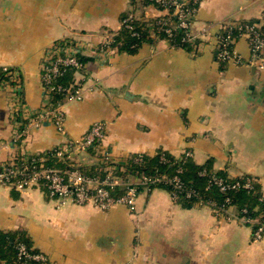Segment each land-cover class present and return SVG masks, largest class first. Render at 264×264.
Here are the masks:
<instances>
[{
    "label": "crops",
    "instance_id": "0c3cea01",
    "mask_svg": "<svg viewBox=\"0 0 264 264\" xmlns=\"http://www.w3.org/2000/svg\"><path fill=\"white\" fill-rule=\"evenodd\" d=\"M129 10L130 0H0V68L15 69L23 80L0 87V161L60 148L102 122L98 154L76 155V164L160 149L180 157L190 149L199 165L212 159L217 171L255 177L264 195V68L248 63L246 37L235 46L243 64L215 58L222 25L261 18L264 0H202L191 51L159 40L136 54L98 53ZM141 13L164 14L153 6ZM64 39L92 58L84 98L64 104L65 133L43 122L15 145L30 111L47 104L41 64ZM3 230L27 232L46 264H264V241L253 239L251 226L219 219L208 206L183 209L163 189L141 193L135 211L122 205L101 211L93 204L60 206L39 189L3 187Z\"/></svg>",
    "mask_w": 264,
    "mask_h": 264
},
{
    "label": "trees",
    "instance_id": "16d2710c",
    "mask_svg": "<svg viewBox=\"0 0 264 264\" xmlns=\"http://www.w3.org/2000/svg\"><path fill=\"white\" fill-rule=\"evenodd\" d=\"M184 10L189 8L199 9L194 5L193 0H177ZM150 6L155 7L163 15L156 18H149L145 14L137 15ZM143 12V11H142ZM195 16L188 18L187 22L192 23ZM179 16L175 14V6H162L157 0H130V10L121 17V28L117 32L109 31L108 39L111 43L107 46L110 50L117 49L120 52L136 54L140 48L148 43L155 45L159 40L168 41L174 48H183L191 51L197 42L191 34L190 28H182ZM264 33V13L261 18L253 20H239L224 23L218 34V47L216 60L221 50L220 41L231 38L235 43L229 44L228 49L233 50L238 40L243 35L249 34L251 29ZM107 39V40H108ZM249 42V41H248ZM61 46L75 44L72 39L58 41ZM250 43V42H249ZM77 58L84 64L92 60L83 54ZM227 64L228 61H218ZM64 72L53 80L55 86L71 88L72 91L78 88L77 81L80 76L85 80L89 79L87 69H76L74 67H62ZM84 80V82H85ZM5 83L14 86H22L23 80L20 74L12 68H0V87ZM67 92L55 91L49 94L50 104L57 106L65 102ZM92 150L90 149L88 153ZM186 150L180 157L160 149L154 155L135 154L127 157L119 163L108 160L97 165H79L69 159H59L53 151L42 153L46 159L45 164L59 169L76 168L81 172L104 178L113 169V174L123 181L136 182L143 177L151 179L147 185H139V193L152 192L155 189H163L171 194L176 204L183 209L208 206L214 213L221 214L219 219H230L233 214L239 218L256 220V223H245L252 227L253 232L264 223V195L258 180L251 175L232 177L227 171L214 169L213 160L210 159L203 165L197 164L193 156H187ZM180 180V188L175 184V178ZM214 179L222 180L225 188L219 185ZM250 183L251 187L245 185ZM239 186H235V185ZM125 193V189L117 187L113 195L119 196ZM174 195L177 198H174ZM24 244L34 254L39 253L33 246V241L24 230L0 231V264H14L19 261L17 245ZM29 264H42L37 261H26ZM45 264V263H44Z\"/></svg>",
    "mask_w": 264,
    "mask_h": 264
},
{
    "label": "built area",
    "instance_id": "2783aa9c",
    "mask_svg": "<svg viewBox=\"0 0 264 264\" xmlns=\"http://www.w3.org/2000/svg\"><path fill=\"white\" fill-rule=\"evenodd\" d=\"M157 2L166 7L175 6V14L181 20V27L185 29L192 27V23H188L187 20L191 16H196L197 8L184 10L182 5L177 3V0H157ZM201 2L202 0H193L194 5L200 6ZM242 37H246L250 42L248 43L251 58L248 63L263 69L264 33H259L252 28L249 34H245ZM110 43L111 40L108 39L100 44L97 47L98 53L107 54L110 51L107 47ZM233 43H235V40L230 37L220 41L221 50L218 54V61H234L235 63L243 64L235 48L233 50L227 48L229 44ZM80 53L85 55L80 45L76 44L61 46L57 42L48 49L41 64V78L48 100L47 104L39 110L30 111L28 123L13 139L15 145L19 144L22 138H26L32 125L39 126L43 122H51L60 133H65L66 112L64 104L68 101L83 100L88 80L86 81L84 76L78 78L79 80L76 82L78 88L73 91L71 88L65 89L61 85L55 86L53 80L64 72V70H61L62 67H74L78 70L85 69L87 64L82 63L77 58ZM56 89L67 92V97L65 102L52 106L49 94ZM105 130L104 123L96 122L82 138L68 140L64 146L50 151H53L59 159L67 158L72 161L74 156L87 153L90 149L98 154L100 144L105 138ZM186 154L187 156H193L192 151H188ZM45 160L41 154L29 156L15 152L6 161H0V188L6 187L22 193L34 189L43 190L50 198L57 200L60 206H65L69 203L78 206L93 204L101 211H109L116 206L122 205L130 211H135L137 199L140 195L139 185H147L151 182V179L147 177H143L136 182L131 180L123 181L113 174L112 168L109 169L110 172L106 177H94L72 167L59 169L47 166ZM99 160L104 163L112 159L109 155H106L100 157ZM214 180L222 186V189L225 188L222 180ZM175 184L180 188V180L177 177L175 178ZM119 186L125 189V193L119 196L113 195L114 190ZM245 187L250 188V183L246 184ZM174 198H177V196L174 195ZM215 215L221 217L218 212ZM230 216V219L239 220L244 224L257 222L256 220L239 218L233 214ZM253 239L264 241V223L253 232ZM16 248L19 261L14 264H29L26 261H37L42 264L47 262L45 255L31 253L24 244H18Z\"/></svg>",
    "mask_w": 264,
    "mask_h": 264
},
{
    "label": "rangeland",
    "instance_id": "374dc122",
    "mask_svg": "<svg viewBox=\"0 0 264 264\" xmlns=\"http://www.w3.org/2000/svg\"><path fill=\"white\" fill-rule=\"evenodd\" d=\"M80 78H82V76H79ZM97 157V156H96ZM112 162H115L116 164L119 163L120 161H116V160H113ZM114 169V168H113Z\"/></svg>",
    "mask_w": 264,
    "mask_h": 264
}]
</instances>
